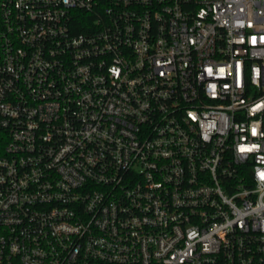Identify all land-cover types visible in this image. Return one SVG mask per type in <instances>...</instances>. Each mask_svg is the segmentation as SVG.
<instances>
[{"label":"built area","instance_id":"2783aa9c","mask_svg":"<svg viewBox=\"0 0 264 264\" xmlns=\"http://www.w3.org/2000/svg\"><path fill=\"white\" fill-rule=\"evenodd\" d=\"M0 264H264V0H0Z\"/></svg>","mask_w":264,"mask_h":264}]
</instances>
